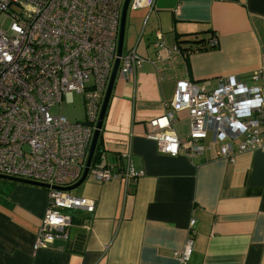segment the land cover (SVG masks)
<instances>
[{"label":"crops","instance_id":"0c3cea01","mask_svg":"<svg viewBox=\"0 0 264 264\" xmlns=\"http://www.w3.org/2000/svg\"><path fill=\"white\" fill-rule=\"evenodd\" d=\"M131 11L139 28L124 51L163 63L117 79L94 167L121 164L129 153L143 176L99 183L89 175L69 193L94 202V212L64 211L72 218L67 238L37 252L48 190L0 184V264H264V150L232 163L209 151L191 160L161 154L147 138L150 121L171 110L178 80L211 91L221 78L250 82L261 72L257 85H264V0H156ZM195 48L205 50L188 52ZM173 128L187 137L186 111ZM190 238L193 251L182 262L175 253Z\"/></svg>","mask_w":264,"mask_h":264},{"label":"built area","instance_id":"2783aa9c","mask_svg":"<svg viewBox=\"0 0 264 264\" xmlns=\"http://www.w3.org/2000/svg\"><path fill=\"white\" fill-rule=\"evenodd\" d=\"M125 0H0V175L49 185L48 206L34 250L65 240L72 218L67 210L93 213L95 204L54 188L81 178L107 86L118 58ZM156 0H130L129 9L153 8ZM162 35L155 44L162 49ZM211 48L218 40L210 41ZM174 51L179 52L176 46ZM134 49L120 57L118 78L129 80L145 63ZM261 72L250 82L221 78L208 91L190 80H178L171 110L150 121L147 138L161 154L193 160L206 152L234 162L242 153L264 150V85ZM84 98L86 121L70 123L52 115V107L73 95ZM186 111L190 130L179 137L173 124ZM121 164L91 167L99 183L135 181L143 172L124 153ZM195 220L191 222V226ZM190 238L175 256L190 259Z\"/></svg>","mask_w":264,"mask_h":264},{"label":"water","instance_id":"95a60500","mask_svg":"<svg viewBox=\"0 0 264 264\" xmlns=\"http://www.w3.org/2000/svg\"><path fill=\"white\" fill-rule=\"evenodd\" d=\"M129 3H130V0H125L123 8H122L120 30H119V40H118V52H117L118 58L115 61V64H114V67L112 70V74H111V77H110V80H109V83L107 86V90H106L105 97L103 100V104H102V107L100 110L96 129L94 131L93 138L91 141V145H90V148H89V151L87 154V158L85 161L84 172H83L81 178L79 179V181L77 183H75L74 185H72L70 187H66V188H60V187L54 188L56 190H60V191H64V192H73L76 189H78L89 177V172H90L91 167H92L94 155H95L97 144H98V141H99V138L101 135V131L103 128V124H104V120H105L106 113L108 110V106L110 103V99L112 96V92H113L114 86L116 84V81L118 79V72H119V68H120V57L122 56V53L124 50V37H125L126 20H127L128 9H129ZM0 180L12 182L15 184H22V185L33 186V187H37V188H43V189H47V190L50 189L49 185L36 183V182H32V181L16 179V178H11V177H6V176H2V175H0Z\"/></svg>","mask_w":264,"mask_h":264},{"label":"rangeland","instance_id":"374dc122","mask_svg":"<svg viewBox=\"0 0 264 264\" xmlns=\"http://www.w3.org/2000/svg\"><path fill=\"white\" fill-rule=\"evenodd\" d=\"M132 13L133 11H131V9H128L126 30L124 37V49L128 47L129 35L132 32L136 34L137 28H139L138 22L134 17L133 20L131 21L133 16ZM136 18L138 19V17ZM130 24H132V26L134 27L133 30L130 28ZM50 112L52 115L65 117L70 123L85 122L87 119L84 98L80 94L73 95L72 102H67L65 98L60 104H57L56 106L52 107ZM7 183H12V182L0 180V184H2V186H5V184ZM75 192L76 190L73 191L72 193Z\"/></svg>","mask_w":264,"mask_h":264},{"label":"trees","instance_id":"16d2710c","mask_svg":"<svg viewBox=\"0 0 264 264\" xmlns=\"http://www.w3.org/2000/svg\"><path fill=\"white\" fill-rule=\"evenodd\" d=\"M196 43L198 44L199 42H196ZM204 50H205V48H195V49H190L188 52H200V51H204ZM101 156H102V151H101V135H100V138H99V141L97 144V148H96V152L94 155L92 167H94V165L101 160ZM7 184L13 185L11 183H7Z\"/></svg>","mask_w":264,"mask_h":264}]
</instances>
